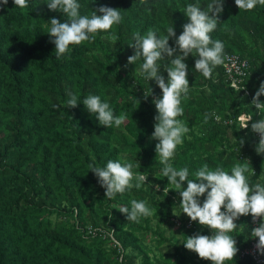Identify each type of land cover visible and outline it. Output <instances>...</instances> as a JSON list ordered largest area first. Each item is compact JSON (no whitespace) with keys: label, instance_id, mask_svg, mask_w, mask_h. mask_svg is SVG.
<instances>
[{"label":"trees","instance_id":"trees-1","mask_svg":"<svg viewBox=\"0 0 264 264\" xmlns=\"http://www.w3.org/2000/svg\"><path fill=\"white\" fill-rule=\"evenodd\" d=\"M48 2L28 0L21 9L8 0L0 7V264H211L182 244L194 233L211 231L196 222L177 227L173 220L186 215L179 194L162 175L158 141L150 138L156 115L153 95L144 98L150 89L156 97L161 91L138 75L142 60L125 67L134 53L128 46L134 32L144 35L152 29L159 36L172 24L179 36L187 23L186 5L198 3L207 10L210 0H149L147 6L139 0H77L81 15L107 6L118 9L123 19L91 43L70 45L59 59L47 35L49 20L63 23L67 17L50 11ZM218 18L210 35L224 43L225 52L248 61L242 82L249 95L229 85L222 65L213 70L212 79H205L194 69L198 57L189 55L190 91L179 119L190 131L172 163L177 169L188 167L189 179H195L205 163L230 174L236 162L246 159L255 172L250 182L264 183V154L255 151L258 137L251 122L240 129L236 120L241 113L252 115L253 122L264 118L251 105L264 81V6L245 12L234 0H224ZM113 33L118 37L114 45L101 38ZM169 44L174 46V40ZM161 63L159 71L167 81L164 65L169 60ZM69 93L78 98L75 108L67 107ZM90 94L106 100L116 116L126 117L125 123L120 128L99 125L83 105ZM205 113H214L207 123ZM231 117L233 122H223ZM93 158L100 167L108 160H136L140 167L133 171L148 179L109 200L88 168ZM132 199L147 200L153 215L139 223L128 221L119 210L130 209ZM235 223L240 227L231 235L239 251L226 264H256L240 255L250 242L251 216Z\"/></svg>","mask_w":264,"mask_h":264},{"label":"clouds","instance_id":"clouds-1","mask_svg":"<svg viewBox=\"0 0 264 264\" xmlns=\"http://www.w3.org/2000/svg\"><path fill=\"white\" fill-rule=\"evenodd\" d=\"M13 4L21 9L28 7V0H12ZM140 6L149 5V0H139ZM235 6L242 11L249 12L256 6H264V0H234ZM8 0H0V7L6 6ZM47 8L50 11H59L67 19L60 22L51 18L50 28L47 35L50 42L55 45V55L59 59L70 50V45H81L84 42L91 43L98 33L109 32L114 25L122 22L123 17L118 9L101 6L93 11L91 16L81 15V5L77 0H49ZM224 11V0H210L207 10H201L198 3L187 4L183 14L187 23L182 33L177 36L172 24L166 28V34L157 35L156 31L149 29L144 35L136 31L132 35V43L128 46L134 53L127 58V65L136 64L142 60L138 69V75L148 81H154L161 91V96L156 97L152 90L144 94L147 100L153 95L152 103L155 106L156 115L151 139L158 141L155 144V153L159 157V163L163 177L167 178L168 184L173 186L179 194V206L190 222H196L211 231V235H202L199 232L188 236L183 242L185 249L192 251L202 260L211 261V264H226L233 261L239 249L237 241L231 233L235 232L240 225L235 223L242 216H251L252 223L257 224L251 229L250 236L256 240L255 253L264 257V183H251L249 177L255 175L250 163L236 162L230 169V174L224 168L217 166L214 170L207 163L203 164L194 173L195 179H189L188 167L177 169L173 166V159L178 146L184 142L190 129L186 122L179 119L184 116L182 100L188 99L190 91L188 80V65L185 60L192 55L198 57L194 62V69L205 79H212L213 70L225 63L228 58L224 43L213 40L211 33L216 30L219 14ZM97 12L101 15H97ZM108 39L112 45L118 37L113 33L101 37ZM174 40V46L169 40ZM167 58L169 63L164 65L167 72V81L160 73L161 62ZM237 92L242 88L234 83ZM206 90L207 87L205 86ZM67 107L78 106L76 95L69 93ZM264 96V81L259 85L252 96L251 105L257 112L264 116V102L260 97ZM139 102V101H138ZM85 109L95 118L99 125L116 128L125 123L124 115L116 116L109 103L102 101L99 95H88L83 100ZM57 105H53L56 108ZM205 113L204 123L208 122L209 116ZM217 121L220 120L216 116ZM240 129L251 127L253 133L258 134L259 141L255 146L256 153L264 154V118L253 122V116L241 115L239 118ZM241 139L239 145H243ZM138 161L108 160L106 166L88 165L89 170L97 178V182L104 189V196L111 200L117 194H124L133 187L140 188L146 183L148 177L142 173L134 172L139 168ZM133 181H136L134 184ZM186 183V187H184ZM159 190V185L155 186ZM204 197L201 203L200 198ZM131 208L121 207L119 212L124 214L130 222L139 223L142 217H151L152 209L147 200H131Z\"/></svg>","mask_w":264,"mask_h":264},{"label":"built area","instance_id":"built-area-1","mask_svg":"<svg viewBox=\"0 0 264 264\" xmlns=\"http://www.w3.org/2000/svg\"><path fill=\"white\" fill-rule=\"evenodd\" d=\"M227 54V59L225 60V63L222 65L223 70H224V75L226 80L229 82V85L233 87V84L236 83L239 85L240 88H242V92L244 95H249L247 89L243 85V78L247 73V69L249 67V63L245 58H242L240 55L234 52H226ZM234 88V87H233ZM235 89V88H234ZM236 90V89H235ZM246 113H241L236 117L237 122H239V117L241 115H244ZM250 115V114H249ZM218 116L217 114L215 117ZM233 118H226L223 119L224 123H231L233 122ZM258 137L259 141V136L256 134ZM176 223L177 227H180L182 224H185L186 227H190L192 225V222H190L189 218L185 216L184 220H181L180 218H174L173 219ZM257 224L252 223L251 219V229L253 227H256ZM251 232V231H250ZM256 243V240L254 238H251L250 236V242L247 244L245 247H243L240 251L241 256H248L251 258L256 264H262L264 263V257L258 256L255 253V248L254 245Z\"/></svg>","mask_w":264,"mask_h":264},{"label":"rangeland","instance_id":"rangeland-1","mask_svg":"<svg viewBox=\"0 0 264 264\" xmlns=\"http://www.w3.org/2000/svg\"><path fill=\"white\" fill-rule=\"evenodd\" d=\"M264 177V176H263ZM260 181V180H259ZM258 181V182H259ZM152 223H154V220L152 221ZM166 234H169V231H168V229L166 230ZM150 242H151V240H150Z\"/></svg>","mask_w":264,"mask_h":264}]
</instances>
